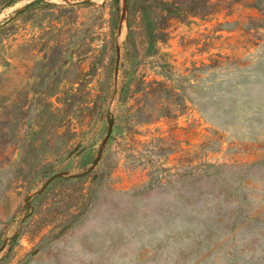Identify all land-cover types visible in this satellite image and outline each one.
I'll return each instance as SVG.
<instances>
[{"label": "rangeland", "instance_id": "1", "mask_svg": "<svg viewBox=\"0 0 264 264\" xmlns=\"http://www.w3.org/2000/svg\"><path fill=\"white\" fill-rule=\"evenodd\" d=\"M0 264H264V0H0Z\"/></svg>", "mask_w": 264, "mask_h": 264}, {"label": "trees", "instance_id": "2", "mask_svg": "<svg viewBox=\"0 0 264 264\" xmlns=\"http://www.w3.org/2000/svg\"><path fill=\"white\" fill-rule=\"evenodd\" d=\"M115 2L117 1V0H114Z\"/></svg>", "mask_w": 264, "mask_h": 264}]
</instances>
